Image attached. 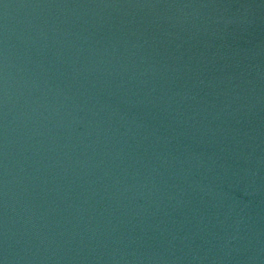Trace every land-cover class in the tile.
Instances as JSON below:
<instances>
[{"label":"water","instance_id":"obj_1","mask_svg":"<svg viewBox=\"0 0 264 264\" xmlns=\"http://www.w3.org/2000/svg\"><path fill=\"white\" fill-rule=\"evenodd\" d=\"M0 264H264V0H0Z\"/></svg>","mask_w":264,"mask_h":264}]
</instances>
